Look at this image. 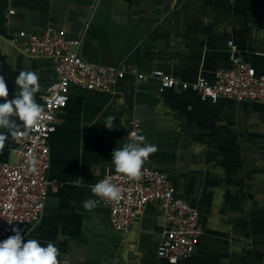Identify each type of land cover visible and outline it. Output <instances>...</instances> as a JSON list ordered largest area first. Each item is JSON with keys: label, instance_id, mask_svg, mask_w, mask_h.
Listing matches in <instances>:
<instances>
[{"label": "crops", "instance_id": "crops-1", "mask_svg": "<svg viewBox=\"0 0 264 264\" xmlns=\"http://www.w3.org/2000/svg\"><path fill=\"white\" fill-rule=\"evenodd\" d=\"M64 29L83 60L128 71L112 91L70 87L49 139L51 184L38 221L16 223L25 239L54 243L59 264H171L158 255L165 220L149 202L128 232L114 229L110 208L91 192L115 148L138 121L155 170L200 211L203 233L179 264H264V104L193 90L162 88L157 69L180 81L232 67L236 59L264 73V0H0V75L9 99L21 71L35 72L43 107L56 80L54 62L10 44L19 31ZM139 74L147 75L139 78ZM114 117L112 129L104 127ZM24 130L20 128L18 131ZM5 131L0 162L18 159L20 139ZM96 199L85 210L83 202ZM14 235V232L9 236ZM5 238V239H6Z\"/></svg>", "mask_w": 264, "mask_h": 264}, {"label": "built area", "instance_id": "built-area-1", "mask_svg": "<svg viewBox=\"0 0 264 264\" xmlns=\"http://www.w3.org/2000/svg\"><path fill=\"white\" fill-rule=\"evenodd\" d=\"M9 42L27 55L52 59L56 80L46 90L43 99L46 118L32 129L17 133L20 139L17 161L0 162V240L12 233L14 224L38 221L50 185L55 190L60 186L58 181L51 182L48 178L49 139L57 129L59 111L68 104L70 87L76 85L109 92L128 73L124 68L83 60L74 49L81 40L69 38L64 29L48 28L41 34L21 30ZM138 77L146 78L147 75L139 74ZM150 77L159 79L162 88L193 90L202 98L217 100L224 97L264 104V73H258L252 65L240 59H236L232 67L217 71L215 82L206 77L180 81L161 69L154 70ZM131 132L135 133L137 143H144L145 136L138 121L132 122ZM105 178L121 189L118 201L99 198L110 208V223L114 229L128 232L147 203L158 202L165 220L158 255L171 264H179L193 254L203 233L200 211L177 196L168 177L153 168L150 156L138 178L116 171L105 174L100 180Z\"/></svg>", "mask_w": 264, "mask_h": 264}, {"label": "clouds", "instance_id": "clouds-1", "mask_svg": "<svg viewBox=\"0 0 264 264\" xmlns=\"http://www.w3.org/2000/svg\"><path fill=\"white\" fill-rule=\"evenodd\" d=\"M19 91L9 99L8 84L0 75V141L6 139L7 130L15 136L17 130L32 129L45 119L44 108L37 103L35 94L40 90L39 77L35 72L21 71L15 80ZM114 117L109 116L104 127L112 129ZM130 142L115 148L111 163L119 174L138 178L148 157L157 149L154 144L137 143L135 133L128 135ZM143 140V138H140ZM95 197L118 201L121 189L105 178L91 186ZM96 199L83 202L85 210L91 211L97 206ZM14 235L0 240V264H59V249L52 242L42 244L37 239H25L22 229L13 228Z\"/></svg>", "mask_w": 264, "mask_h": 264}]
</instances>
